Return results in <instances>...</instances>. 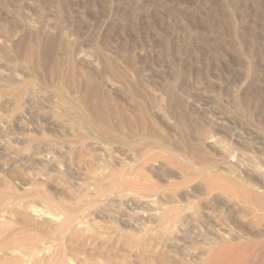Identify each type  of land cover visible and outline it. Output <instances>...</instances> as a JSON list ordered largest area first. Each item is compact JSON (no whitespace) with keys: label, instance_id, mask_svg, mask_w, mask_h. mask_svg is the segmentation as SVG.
Wrapping results in <instances>:
<instances>
[{"label":"rangeland","instance_id":"rangeland-1","mask_svg":"<svg viewBox=\"0 0 264 264\" xmlns=\"http://www.w3.org/2000/svg\"><path fill=\"white\" fill-rule=\"evenodd\" d=\"M113 154L176 210L172 236L131 189L96 194L87 176ZM0 215V264L41 246L35 264H199L219 236L205 264H264V0H0Z\"/></svg>","mask_w":264,"mask_h":264},{"label":"bare ground","instance_id":"bare-ground-1","mask_svg":"<svg viewBox=\"0 0 264 264\" xmlns=\"http://www.w3.org/2000/svg\"><path fill=\"white\" fill-rule=\"evenodd\" d=\"M9 76V75H8ZM10 89V88H9ZM7 89L5 94L6 93H12L14 94L15 90H9ZM3 92V91H2ZM92 112H93V115L96 117L97 121H98V124L99 126L104 129V131H106L109 135H111V132L109 131V129L107 128V125H106V113L104 112V109L102 108V102H97L95 103V106L94 108L92 109ZM113 116L119 121L120 120V117H119V114L114 111L113 112ZM6 125V123H5ZM9 126V125H8ZM7 126V127H8ZM138 140V139H137ZM144 140V138H140L138 141H135V140H131V141H126V142H123L124 145H127V146H130L132 144H139L140 142H142ZM213 141V140H212ZM211 142V141H209ZM105 144H112V143H109V142H102ZM103 145V146H104ZM176 145V144H175ZM190 145V144H189ZM218 146H220L219 144H217ZM102 146V145H101ZM100 146V147H101ZM102 146V148H103ZM217 146V147H218ZM110 147V146H109ZM176 147L180 148L179 145H176ZM193 147V146H192ZM107 149V147H105ZM182 148V147H181ZM190 148V146H189ZM221 151H223L225 154L227 153L223 148H220ZM111 150V148L109 149ZM113 150V149H112ZM196 151V149H194ZM104 152H105V149H104ZM107 152V151H106ZM171 153V152H170ZM194 155H196L195 153H198V152H194ZM192 153V154H193ZM103 154V152H102ZM172 154H175V153H172ZM177 154V153H176ZM175 154V155H176ZM104 155V154H103ZM175 155H171L170 156H174L176 157ZM199 155V154H198ZM47 156V155H46ZM106 156V155H104ZM201 156V155H200ZM45 157V155L43 156V158ZM149 156L146 155V154H143L142 157H141V161H139L140 163L144 162L146 158H148ZM179 157V156H178ZM204 158H206L205 156H203ZM202 157V158H203ZM226 157V156H225ZM170 159V158H169ZM173 158H171L169 161H173L172 160ZM231 159V158H230ZM45 160V159H44ZM47 160V159H46ZM94 160V159H93ZM151 160V159H150ZM176 160H177V157H176ZM49 161V160H48ZM109 161V162H108ZM108 161L106 160H95V165L96 167L93 168L91 170V172L89 173V176L88 179H89V182L94 185L98 190H97V195L99 197H102V196H105L106 192L108 189L110 188H116V189H119L121 192H123L124 190H128V189H131L135 194L132 195V197L130 198L131 200V203L132 204H135L136 206L138 207H147L149 208L150 210V213L148 214L149 217L153 220H155L157 222V225L159 227V230H160V233L161 234H166L168 235L169 237L172 236L174 234V227H175V223H176V220H177V216L175 214L176 210L172 207H159L158 206L156 207V201L154 199V195H151L150 192L152 191L151 190V187L150 186H141L140 183L138 181H135V180H131L129 179L130 178V175L131 173H129V171H127L128 169L131 168V165L125 163L124 161H122L121 159L117 158L116 156H108ZM175 161V160H174ZM180 161V160H179ZM202 161V160H201ZM44 161H42L43 163ZM50 162V161H49ZM178 162V161H177ZM147 163V162H146ZM175 163V162H173ZM179 163V162H178ZM187 163V162H186ZM53 165H55L53 163ZM136 165V164H135ZM143 165V164H142ZM141 165V166H142ZM179 165V164H178ZM188 165V163H187ZM133 166V165H132ZM177 166V165H176ZM183 166V165H182ZM56 167V166H55ZM182 168V167H181ZM180 168V169H181ZM183 170V169H182ZM200 171L202 172H207L209 171V168H207L206 166H204L203 168L199 169ZM181 171V170H179ZM182 172V171H181ZM210 172H211V169H210ZM87 175V174H86ZM196 176V175H195ZM194 176V177H195ZM199 176V175H198ZM201 176V175H200ZM203 176V175H202ZM87 179V178H86ZM85 180V181H88ZM84 181V183H85ZM87 184V182H86ZM89 185V184H88ZM173 202V201H172ZM159 203V202H158ZM260 203V202H259ZM263 204V203H262ZM162 205V204H161ZM52 206V205H51ZM9 208V207H8ZM57 209V208H55ZM10 210V209H9ZM9 210H7L5 213L6 214H9ZM17 213L21 216V219L23 218L26 222L28 221H31V220H39L41 222H46L48 227L50 229H52L54 232H57L58 234H61L63 231H68V233L71 234V236H77L79 238V241H83V245H91V243H94V241L97 242V237H96V233H93V234H90V235H86L84 234V230H83V227H82V224L83 222H81V220H78L76 221V223H73V218L72 216H69V215H62L61 213H52L50 211H43V210H40L38 209L37 207L35 206H26V207H18L17 209ZM175 211V212H174ZM4 213V212H3ZM4 213L3 217L6 218V214ZM0 215V216H2ZM18 216V215H17ZM9 217V216H8ZM3 220V219H2ZM23 220V221H24ZM131 220H134V219H131ZM24 221V222H25ZM148 221V220H147ZM25 222V223H26ZM34 222V221H32ZM138 222V221H137ZM180 222V221H179ZM141 223V222H139ZM143 223V222H142ZM141 223V224H142ZM28 224V223H26ZM144 224V223H143ZM148 224V223H147ZM154 224V223H152ZM177 224V223H176ZM8 225V224H7ZM84 226V225H83ZM141 226V225H140ZM155 226V225H154ZM177 226V225H176ZM182 226V225H181ZM1 227V226H0ZM136 227V226H135ZM183 227V226H182ZM92 229V227H89ZM139 228V227H138ZM86 229V228H85ZM90 229V230H91ZM1 230V229H0ZM89 230V229H88ZM94 231V230H93ZM67 233V234H68ZM88 233V232H87ZM176 233V232H175ZM178 233V232H177ZM156 234H159L156 232ZM57 236V235H56ZM59 236V235H58ZM70 236V235H69ZM228 236V235H227ZM167 237V236H166ZM174 237V236H173ZM229 237V236H228ZM227 237V238H228ZM163 238V236H162ZM230 239V238H229ZM77 240V239H76ZM122 240V241H121ZM144 238L143 239H138V241H141L143 242ZM170 240V239H169ZM231 240V239H230ZM228 241V239H227ZM117 243L119 242H123L124 244H127L129 243V240L126 239L125 237L122 239V238H116V241ZM227 243L226 242V239L225 237L223 236H219L218 239L214 240L213 243H211L210 245H208L207 248H205L204 252H203V255L205 256L204 258H201L199 259V264H205L209 259L210 257L212 256L213 254V251L216 247L218 246H222L223 244ZM40 244H45L44 243H40ZM139 244V243H138ZM36 245V244H35ZM52 245V244H51ZM229 245V244H228ZM226 245V246H228ZM48 246V245H47ZM79 246V245H78ZM36 247V246H35ZM76 247V245H75ZM144 247V246H143ZM228 247H231V246H228ZM53 248V246H52ZM222 248V247H221ZM14 249V248H13ZM19 250L21 248H16V250ZM36 249V248H35ZM219 249V248H218ZM230 249V248H229ZM228 249V250H229ZM11 250V249H9ZM22 250V249H21ZM216 250V249H215ZM220 250V249H219ZM231 250V249H230ZM55 251V250H54ZM50 252L47 251V247H42L39 249L37 247L36 250H33L32 252L29 253V255H27V253L25 255L27 256H24V258H26V260H23L24 258H22V260H20L19 262L21 263L22 261V264H35L37 261H41L43 258H45V256ZM53 252V251H52ZM51 252V253H52ZM220 252V251H219ZM7 253V252H6ZM18 253H22V252H18ZM50 253V254H51ZM15 254V253H14ZM20 256V254H19ZM49 256V255H48ZM52 256V255H51ZM202 256V255H201ZM227 256V254H226ZM6 257V256H4ZM217 258L219 256H216ZM223 257V256H222ZM200 258V257H199ZM221 257H219L220 259ZM231 258V257H230ZM16 259V258H15ZM18 259V258H17ZM223 259V258H222ZM229 259V258H227ZM226 259V260H227ZM9 260V259H7ZM6 260V261H7ZM10 260H11V257H10ZM13 260V259H12ZM225 260V259H223ZM225 260V261H226ZM16 261V260H15ZM220 262L222 260H219ZM228 261V260H227ZM226 261V262H227ZM14 262V261H13ZM42 262V261H41ZM223 262V261H222ZM211 263V262H210ZM209 263V264H210ZM16 264H19L18 262H16ZM197 264V263H196Z\"/></svg>","mask_w":264,"mask_h":264}]
</instances>
